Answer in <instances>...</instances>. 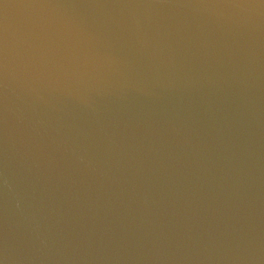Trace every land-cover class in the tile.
<instances>
[{
	"label": "water",
	"instance_id": "water-1",
	"mask_svg": "<svg viewBox=\"0 0 264 264\" xmlns=\"http://www.w3.org/2000/svg\"><path fill=\"white\" fill-rule=\"evenodd\" d=\"M0 264H264V0H0Z\"/></svg>",
	"mask_w": 264,
	"mask_h": 264
}]
</instances>
